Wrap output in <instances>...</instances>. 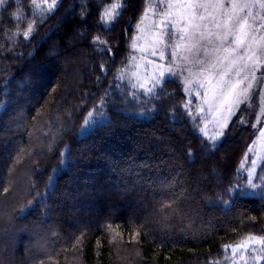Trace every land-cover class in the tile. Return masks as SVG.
Masks as SVG:
<instances>
[{
  "label": "trees",
  "instance_id": "16d2710c",
  "mask_svg": "<svg viewBox=\"0 0 264 264\" xmlns=\"http://www.w3.org/2000/svg\"><path fill=\"white\" fill-rule=\"evenodd\" d=\"M137 2L142 11L144 0ZM21 3L30 18L29 0ZM79 5L80 0H63L31 43L21 32L14 50L0 55V104L5 105L0 107V264H206L210 259L231 264L225 245L264 235V196L260 189L255 195L236 194L226 207L208 205L196 195L197 182L207 183L197 173L210 152H201L186 116L173 119L169 108L139 115L142 109L115 90L104 115L81 134L85 116L100 105L116 67L98 87L99 58L75 35L87 27L77 22ZM129 20L125 8L115 30L105 33L121 41L117 66L121 60L127 64L131 54L124 35ZM16 23L0 26V46L10 45L5 31H15ZM19 23L25 28L28 20ZM52 48L59 52V71L42 80L31 77L32 69L53 59ZM178 88L176 83L165 88L177 92L172 101L177 105L183 98ZM123 90H130L127 79ZM247 124H230L210 162L209 171L216 160L223 161L217 180L224 189L247 183L248 149L257 133ZM189 141L195 164L184 156ZM60 152H65L63 165ZM262 176L264 161L256 169V183ZM29 199L32 206L21 214ZM137 231L139 242L133 239Z\"/></svg>",
  "mask_w": 264,
  "mask_h": 264
},
{
  "label": "snow or ice",
  "instance_id": "6c2138e0",
  "mask_svg": "<svg viewBox=\"0 0 264 264\" xmlns=\"http://www.w3.org/2000/svg\"><path fill=\"white\" fill-rule=\"evenodd\" d=\"M62 2L29 0V18L21 0H0V26L17 22L15 31L6 29L5 35L10 45L0 46V55L14 50L21 32L24 41L31 43L37 28L58 11ZM79 6L77 22L87 27L75 35L80 40H87L93 54L99 58L98 87H103V80L116 67L100 98V105L94 106V110L88 111L85 116L81 134L96 122V116L104 115L102 109L108 96L120 90L121 97H130L135 106L142 109L139 115L169 108L173 119L186 116V122L194 125L192 132L195 139L201 140V152H210V156L202 157L201 171L197 173L207 183L198 181L195 188L196 195L208 205L222 203L227 207L236 194L255 195L257 189L264 196V176L260 177V184L254 179L257 159H252L251 167L247 169L246 185L229 183L226 189L223 188V180H217L222 160H216L208 170L212 157L218 151V143L226 139L231 130L230 124L246 123L243 117L238 121L233 119L238 112L244 111L241 105L247 104L249 109L252 108L257 87L264 83V0H155V3L144 0L142 11L137 0H80ZM74 7L69 6L72 10ZM125 8L130 20L125 26L124 35L130 41L126 46L131 49V54L127 57V64L121 60L122 66H117L116 56L121 51V41L108 39L105 33L115 30ZM138 11L140 14L137 16ZM4 13L8 15L7 20ZM37 17L40 18L39 22ZM133 18L134 26L131 24ZM22 20H28L25 28L19 23ZM129 28L132 31L130 37ZM137 52L139 57L135 55ZM49 56L53 59L32 69L31 77L42 80L47 74L59 71L58 50L52 48ZM93 71H96L95 64ZM125 79L129 91L123 90ZM168 83L179 85L178 91L183 92L181 104L172 103L177 92L165 91ZM258 90L259 111L256 122L252 124L254 129L264 119V87ZM193 96L196 98L195 105L191 99ZM116 102L113 101L114 104ZM0 107L5 105L0 104ZM257 133V140L264 149V127L257 129ZM252 150L250 146L249 151ZM49 151H52L51 145ZM184 156L189 163H196V149L191 141ZM59 157L63 165L65 152H60ZM52 179L49 176L50 183ZM32 204V199L22 204L20 213L24 214ZM140 236L141 232L137 231L133 239L139 242ZM99 244L100 241H97L98 247ZM229 249L232 253L231 264H261L264 261V235L249 234L238 244L224 246L225 252ZM249 252L251 255H248ZM206 264H220V261L210 259Z\"/></svg>",
  "mask_w": 264,
  "mask_h": 264
},
{
  "label": "rangeland",
  "instance_id": "374dc122",
  "mask_svg": "<svg viewBox=\"0 0 264 264\" xmlns=\"http://www.w3.org/2000/svg\"><path fill=\"white\" fill-rule=\"evenodd\" d=\"M153 2L155 3V0H153ZM169 52H170V49H169ZM135 55L137 57H139L140 54L137 52V53H135ZM153 59H155V58H153ZM141 71L143 72V68L141 69ZM260 87H264V83L259 84L258 87H257V91H256V93L254 95V99H253V102H252V104H253L252 108L249 109L247 104L241 105V108L244 109V111L238 112V114H237V116L239 115V118L243 117L245 119L246 123L244 125H249L247 123H250L251 127H252V124L256 122V113L259 111V90L258 89ZM193 97H195V96H193ZM260 127H264V119H262V122L260 124H257L256 129H254L253 127L252 128H253L254 131L257 132V129H259ZM257 134L258 133H256V136L253 139V141H256V143L253 144V141H252L250 143V145H249V147L251 146L253 150L249 151V149H248V155H249L248 158L250 160L249 161L250 162V165H249L250 167H251V160L252 159H257V168H258L259 165L264 161V149L261 148V145H260L259 141L257 140ZM22 192L23 191H21L20 194H22ZM0 213H1V211H0Z\"/></svg>",
  "mask_w": 264,
  "mask_h": 264
}]
</instances>
